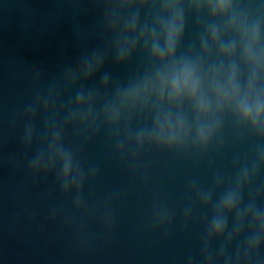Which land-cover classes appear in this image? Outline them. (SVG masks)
Wrapping results in <instances>:
<instances>
[{
	"label": "water",
	"instance_id": "1",
	"mask_svg": "<svg viewBox=\"0 0 264 264\" xmlns=\"http://www.w3.org/2000/svg\"><path fill=\"white\" fill-rule=\"evenodd\" d=\"M110 0H0V264H234L249 229L239 240H206L212 205L235 186L242 172L241 204L264 210V142L235 135L225 128L218 145L207 153L174 160L155 154L141 161L146 182L133 180L109 155L103 130L84 148L85 158L99 165L93 186L85 190L91 204L119 192L111 234L103 236L93 222L81 229L51 177H33L26 161L37 139L75 109L78 93L111 96L143 68L137 52L126 64L115 60L114 41L107 26ZM255 5L257 0H237ZM253 11H256L253 8ZM143 18V13H141ZM197 21L186 20L182 48L198 43ZM100 67L85 79L81 69L92 57ZM107 78V93L100 92ZM31 127V147L23 144ZM71 143L75 133L65 130ZM208 193L202 206L193 190ZM153 192L175 215L168 238L150 230ZM191 206L183 221V209ZM231 231L234 217L227 218ZM223 250V252H222ZM207 254V261L203 257ZM240 264H244L241 252ZM249 264H264V243Z\"/></svg>",
	"mask_w": 264,
	"mask_h": 264
},
{
	"label": "clouds",
	"instance_id": "2",
	"mask_svg": "<svg viewBox=\"0 0 264 264\" xmlns=\"http://www.w3.org/2000/svg\"><path fill=\"white\" fill-rule=\"evenodd\" d=\"M108 9L116 62L126 64L139 52L142 70L115 86L98 106L100 97L95 92L78 93L66 123L56 126L53 122L26 161L31 176L54 180L61 195L69 199L81 229L93 222L103 236L111 234L120 194L113 192L96 204L85 197V190L98 178L99 165L85 158L84 148L101 130L111 160L141 185L147 179L141 161L153 154L174 160L203 155L221 142L226 127L237 136L247 134L264 142V0L255 5L237 0H110ZM190 16L197 21L199 39L184 49ZM100 63L96 56L86 61L82 77H91ZM107 91L104 78L100 92ZM67 127L75 133L71 143L65 137ZM32 142L29 127L23 144L31 147ZM247 181V172H242L235 186L220 195L206 227V240L227 238L228 244L239 240L245 227L249 229L234 264H240L241 252L244 264H249L264 243V210L241 204V187ZM193 191L207 207L208 193ZM190 213L189 205L183 209L185 223ZM174 215L153 192L150 230L167 239ZM229 216L234 217L231 231ZM203 259L207 261V254ZM221 260L229 264L223 255Z\"/></svg>",
	"mask_w": 264,
	"mask_h": 264
}]
</instances>
